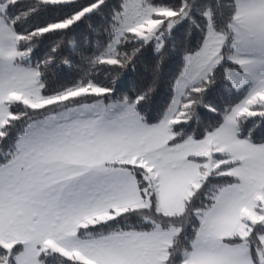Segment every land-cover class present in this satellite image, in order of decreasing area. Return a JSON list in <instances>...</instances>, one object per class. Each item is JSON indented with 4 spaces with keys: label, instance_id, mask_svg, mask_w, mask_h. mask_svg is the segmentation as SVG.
<instances>
[{
    "label": "snow or ice",
    "instance_id": "1",
    "mask_svg": "<svg viewBox=\"0 0 264 264\" xmlns=\"http://www.w3.org/2000/svg\"><path fill=\"white\" fill-rule=\"evenodd\" d=\"M0 264H264V0H0Z\"/></svg>",
    "mask_w": 264,
    "mask_h": 264
},
{
    "label": "trees",
    "instance_id": "2",
    "mask_svg": "<svg viewBox=\"0 0 264 264\" xmlns=\"http://www.w3.org/2000/svg\"><path fill=\"white\" fill-rule=\"evenodd\" d=\"M31 22H33V21H29V23H31ZM209 96L211 97V93L209 94Z\"/></svg>",
    "mask_w": 264,
    "mask_h": 264
}]
</instances>
